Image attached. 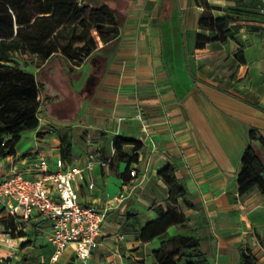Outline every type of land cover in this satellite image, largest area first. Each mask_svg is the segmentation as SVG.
Wrapping results in <instances>:
<instances>
[{
	"label": "crops",
	"instance_id": "crops-1",
	"mask_svg": "<svg viewBox=\"0 0 264 264\" xmlns=\"http://www.w3.org/2000/svg\"><path fill=\"white\" fill-rule=\"evenodd\" d=\"M163 1L138 5L130 0L122 9L118 42L101 46L80 66L71 65L76 77L88 69V78L78 90L81 100L75 122L70 125L43 110V121L33 130L35 144L25 153L29 158L50 157L55 164L61 143L54 133L62 124L72 129L70 163L111 158L109 166L95 165L78 183L83 201L101 207L115 204L88 264H161L155 251L177 236L198 240L212 264H243L242 250L248 249L257 256L254 264H264V193L254 189L240 196L237 182L251 129L264 137V39L259 42L252 36H264L260 0H208L216 17L228 12L240 17L227 41H211L203 49L196 42L197 34L204 33L198 25L201 1L168 0L163 10L171 15L161 14ZM238 52L244 61L237 58ZM51 59L38 70L43 72ZM45 94L51 100L59 96L47 87ZM117 137L141 142L140 147L122 146L128 156L138 154L136 161L116 158ZM19 143L15 155L0 159L5 173L15 165L12 160L25 154ZM254 145L264 158L259 141ZM169 164L177 165L196 205L189 208L181 203L193 227L172 225L143 241L142 229L158 217L154 205L170 204L169 187L159 175ZM23 166L22 161L15 165ZM129 168L137 170V177L129 175ZM89 182L95 184L93 189ZM121 193L127 196L119 203ZM54 250L46 233L33 225L24 237L0 241V264L9 256L11 264H83L72 247L56 261Z\"/></svg>",
	"mask_w": 264,
	"mask_h": 264
},
{
	"label": "trees",
	"instance_id": "trees-1",
	"mask_svg": "<svg viewBox=\"0 0 264 264\" xmlns=\"http://www.w3.org/2000/svg\"><path fill=\"white\" fill-rule=\"evenodd\" d=\"M200 1V0H199ZM209 12L211 7L206 3ZM238 12H228L224 16L201 15L199 28L215 33L209 36L198 33L197 47L203 49L211 41H227L232 35L231 26L240 16ZM93 27L89 28V23ZM120 19L117 9L106 0H0V158L17 153V144L25 130H36L40 116L50 96L45 94L46 85L36 73L23 67L16 55H33L39 60V67L54 56H62L67 63L81 65L101 46H107L119 36ZM117 35V36H115ZM63 37L67 44L63 42ZM74 40L80 41L79 46ZM237 58L244 61L240 52ZM251 129V143L246 148L238 174L239 195L245 196L254 189L264 193V158L254 145L258 140L264 150V137L255 135ZM60 139L61 156L66 162L73 159V142L70 128L59 126L55 129ZM138 140L117 137L115 156L129 163L138 159V154L128 156L123 144ZM28 153L23 154V156ZM129 175H130V168ZM160 177L169 187V206L155 204L158 217L149 221L142 229L143 241H151L165 233L172 225L179 224L192 228L181 209V203L189 208L192 203L189 190L178 176V167L169 164L159 171ZM3 232L15 235L16 223L13 218H2ZM25 235L20 231L19 236ZM23 242L22 245H25ZM161 264H212L201 250L198 240L177 236L163 241L155 251ZM257 256L251 250H242L241 263L254 264Z\"/></svg>",
	"mask_w": 264,
	"mask_h": 264
},
{
	"label": "built area",
	"instance_id": "built-area-1",
	"mask_svg": "<svg viewBox=\"0 0 264 264\" xmlns=\"http://www.w3.org/2000/svg\"><path fill=\"white\" fill-rule=\"evenodd\" d=\"M258 12L264 15V0H260ZM138 117L143 119L141 112ZM28 155L12 160L13 165L22 161L25 166L14 165L10 171L0 173V220L13 218L16 223V234L2 231L0 241L11 243L24 237L34 225L38 231L46 233L48 242L54 245L52 260H58L67 247H72L76 258L88 264L93 251L101 244L103 224L115 204L101 207L93 201H83L78 183L86 180L95 165L109 166L111 158L100 161L91 157L87 164L80 165L66 162L60 155L51 166L45 156L29 158ZM130 175L137 177V170L130 169ZM88 185L90 189L95 187L93 182ZM126 196L121 193L119 203ZM20 231L25 235L19 236ZM11 259L12 256L7 257L6 263L11 264Z\"/></svg>",
	"mask_w": 264,
	"mask_h": 264
},
{
	"label": "rangeland",
	"instance_id": "rangeland-1",
	"mask_svg": "<svg viewBox=\"0 0 264 264\" xmlns=\"http://www.w3.org/2000/svg\"><path fill=\"white\" fill-rule=\"evenodd\" d=\"M93 1H95V0H93ZM106 1H109V4L113 8L117 9L118 16L120 19V23L125 16L124 11L122 9H124V7L126 5L129 6L131 2H136V4H138V5L145 3V0H131V2H130V0H106ZM198 1L199 0H197V2ZM200 1L201 2H199V3H201V5L203 7V10H199V12H201V15L209 14V13L213 14L212 12H209L207 10L206 3L210 4L209 1L208 0H200ZM168 5H169L168 0H164L161 3V8H162V9L160 8L161 14L164 15L165 13H168L169 15H171L170 11L167 10L165 12L163 10V7L168 6ZM211 6L214 7L215 5H211ZM251 26H254V25H251ZM92 27H93V22L91 21L89 23V28L91 29ZM120 32H121V28L118 30V33H120ZM203 32H204V34H206V33L210 34L209 36L215 35V33L210 32V31L207 32L204 30ZM253 35H255V38L253 37L254 40L257 39V41H259V42L264 39L263 35H259L257 33L252 34V36ZM115 36H117V35H115ZM115 38L116 39L114 40L113 43L118 42L119 36H117ZM63 42L67 44V41L64 37H63ZM80 44H81L80 41L74 40L75 46H79ZM16 59L26 69L39 72V78L42 82L45 83L46 87L49 90V93L59 95L58 98H53L51 100L52 97H50V99L48 101H46L44 110L47 111V114L51 115L55 119H65L66 121H68V123H70V125H72V123L75 122L74 119H76V117L78 116V112L80 109L81 97L79 96L78 90L85 83V81L88 78V69H86L84 71L83 75H81L80 77H76L75 75H73L71 73V69H70L71 64L67 63L66 60L62 56L52 57L50 65L47 68H45V70L43 72L41 70L40 71L38 70L39 60L37 59V57H35L33 55H19L18 54V55H16ZM75 66H77V65L72 64V68ZM229 72H231V68L228 69V73ZM70 132H72L71 128H70ZM54 134H56V133H54ZM35 139L36 138H35L33 130H25L23 132L22 138H21L20 143L18 145L19 149L23 153L29 151L31 149V147L34 146L35 141H36ZM74 140H75V137H74ZM46 141L50 142V139H46ZM48 159H50V157ZM50 162H51V166H52L54 163L51 160H50ZM55 167L57 168V166H55ZM4 168H5L4 163H2V165H0V173L1 174L5 173ZM0 232H2L1 225H0ZM3 261L5 264L6 260H3Z\"/></svg>",
	"mask_w": 264,
	"mask_h": 264
}]
</instances>
